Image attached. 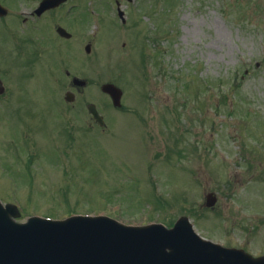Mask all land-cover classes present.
Wrapping results in <instances>:
<instances>
[{"label":"rangeland","instance_id":"obj_1","mask_svg":"<svg viewBox=\"0 0 264 264\" xmlns=\"http://www.w3.org/2000/svg\"><path fill=\"white\" fill-rule=\"evenodd\" d=\"M0 1L10 6V11L16 7L15 15L0 18V54L4 55L0 56L1 77L7 87L3 88L14 92L0 96V173L2 164L20 165L29 176L26 180L19 174H15L16 179L0 178L3 202L19 203L24 219L35 213L55 218L69 213H102L129 223L120 218L125 212H119L128 208L141 219L151 216L158 221L156 213L146 215L145 207L132 208L141 205L135 194L142 186V178L143 185L154 181L158 194L177 196L173 218L187 214L195 206L191 210L203 217L198 222L189 217L202 236L223 244L244 245L255 255L264 253V160L257 161L264 154V0H178L175 7H169L172 18H164L165 26L174 28L160 37L159 48L166 52L159 67L149 72L143 71L145 63L139 62L141 42H145L147 53L157 43H152L151 35L143 39L133 34L135 27L141 32L146 21L120 28L116 10L108 6L116 0H73L53 11L46 21L23 22L25 28L39 23L40 28L35 31L40 33L17 27L15 19L24 16L27 0ZM120 1L124 8L126 3ZM141 1L135 0L130 8L138 9ZM79 4L83 8L77 12ZM84 6L91 18L85 14ZM55 22L68 25L75 32L74 39L62 40L56 34V39L52 38ZM45 33L42 42L52 47L50 73L45 71L43 54L15 61L14 47L32 50L29 44L41 42L39 36ZM28 36L34 40L28 41ZM90 42L91 52L86 54L84 49ZM70 47L76 54L72 58H80L78 68L86 75L82 78L87 84L79 90L56 70L62 56L68 60ZM7 61L33 67V81L25 82L30 79L27 71L18 67L16 73ZM38 74L49 79L34 83ZM106 81L123 89L125 111L107 103L100 90ZM198 86L202 90L197 94ZM217 88L221 91L214 90ZM68 90L76 96L74 105L85 108L84 127L89 118L87 104L93 101L100 103L109 124L106 130L87 129L85 135L90 136L83 143L71 136L58 142L59 150H63V145L75 148L85 144L87 153L81 152L76 169L74 151L68 149L70 158L62 154L63 161H58L55 155L52 157L54 152L50 157L45 154L44 147L47 140L51 143L45 135L57 129L51 120L71 109L64 100ZM145 93L149 98L143 104L140 101ZM146 104L155 107L146 110ZM213 106L232 115L218 114ZM176 111L181 112L182 134H177L173 126L177 122ZM46 112L49 121L43 117ZM36 118L39 124L35 123ZM177 135H183V139L174 141ZM190 148L200 158L194 157ZM168 149L179 151L183 158L178 173H173L171 164L163 161ZM191 167L195 176L187 172L186 168ZM132 174L140 178L126 180ZM148 191H153L151 184ZM207 192L219 197L212 209L203 207Z\"/></svg>","mask_w":264,"mask_h":264},{"label":"water","instance_id":"obj_2","mask_svg":"<svg viewBox=\"0 0 264 264\" xmlns=\"http://www.w3.org/2000/svg\"><path fill=\"white\" fill-rule=\"evenodd\" d=\"M62 1L65 0H45L44 7H49L48 4L54 7ZM5 13L0 7V15ZM59 32L64 31L59 29ZM105 87L113 102L119 105L121 91L111 84ZM214 202L215 198L209 205ZM18 217L15 207H3L0 203V264H33L37 260L40 264H93L100 251L111 257V264H264V258L252 259L240 251L201 241L191 233L187 224H178L173 233H186L202 250L194 251L190 241L181 238L178 242L176 236L171 242L153 237L150 247L139 243L133 246L132 242L124 240L119 234L105 233L97 219L76 217L44 227L35 220L25 225L18 224L15 222ZM69 235L73 244L77 240L82 243L72 245L67 251L61 240Z\"/></svg>","mask_w":264,"mask_h":264},{"label":"flooded vegetation","instance_id":"obj_3","mask_svg":"<svg viewBox=\"0 0 264 264\" xmlns=\"http://www.w3.org/2000/svg\"><path fill=\"white\" fill-rule=\"evenodd\" d=\"M31 14V13H30ZM32 15L34 16V14L32 13ZM48 15H50V12H48V11H46V12H44L39 18H42V17H46V16H48ZM45 50V49H44ZM72 54V53H71ZM20 68L21 69H24V70H26L27 71V73L30 75V73L32 72V70L26 65H24V64H21L20 65ZM33 78L31 77V75H30V81L32 80Z\"/></svg>","mask_w":264,"mask_h":264},{"label":"bare ground","instance_id":"obj_4","mask_svg":"<svg viewBox=\"0 0 264 264\" xmlns=\"http://www.w3.org/2000/svg\"><path fill=\"white\" fill-rule=\"evenodd\" d=\"M81 243H82V242H80L79 240H77V241L73 244V246L79 245V244H81ZM99 259H100V261H105V260H107L108 258L105 257V256H100Z\"/></svg>","mask_w":264,"mask_h":264}]
</instances>
